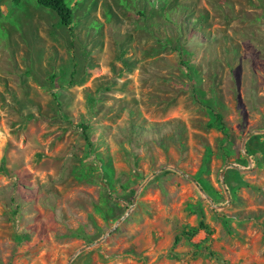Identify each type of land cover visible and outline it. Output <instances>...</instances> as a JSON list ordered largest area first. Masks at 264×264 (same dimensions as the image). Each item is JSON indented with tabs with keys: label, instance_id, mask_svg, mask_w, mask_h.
<instances>
[{
	"label": "rangeland",
	"instance_id": "1",
	"mask_svg": "<svg viewBox=\"0 0 264 264\" xmlns=\"http://www.w3.org/2000/svg\"><path fill=\"white\" fill-rule=\"evenodd\" d=\"M0 2V264H264V0Z\"/></svg>",
	"mask_w": 264,
	"mask_h": 264
},
{
	"label": "trees",
	"instance_id": "2",
	"mask_svg": "<svg viewBox=\"0 0 264 264\" xmlns=\"http://www.w3.org/2000/svg\"><path fill=\"white\" fill-rule=\"evenodd\" d=\"M1 1L2 0H0V2ZM36 2L41 7L54 11L61 25L68 28L70 31L73 30L74 10L68 4L67 0H36Z\"/></svg>",
	"mask_w": 264,
	"mask_h": 264
}]
</instances>
